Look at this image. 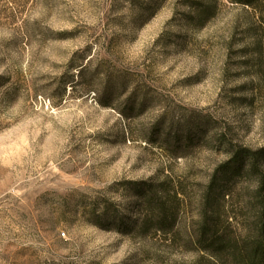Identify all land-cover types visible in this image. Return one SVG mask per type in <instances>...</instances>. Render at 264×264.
Wrapping results in <instances>:
<instances>
[{
  "label": "rangeland",
  "instance_id": "obj_1",
  "mask_svg": "<svg viewBox=\"0 0 264 264\" xmlns=\"http://www.w3.org/2000/svg\"><path fill=\"white\" fill-rule=\"evenodd\" d=\"M261 175L264 4L0 0V264H216L203 214L248 264ZM148 187L175 238L138 233Z\"/></svg>",
  "mask_w": 264,
  "mask_h": 264
},
{
  "label": "trees",
  "instance_id": "obj_2",
  "mask_svg": "<svg viewBox=\"0 0 264 264\" xmlns=\"http://www.w3.org/2000/svg\"><path fill=\"white\" fill-rule=\"evenodd\" d=\"M237 4L250 7L258 8L260 4H264V0H231ZM234 159V158H233ZM235 160V159H234ZM249 167L251 170L258 172L256 168V157L249 158ZM237 161V162H236ZM234 162V161H233ZM236 163H239L240 160L236 159ZM221 181L227 182L230 180L228 175V170L224 169L220 172ZM218 179L214 175L209 183L210 191L214 188L215 183ZM218 188V198L223 197L222 189L223 186L216 185ZM259 188L264 191V176L259 177ZM210 191L204 196V202L208 205L211 200ZM157 194L163 196V200L157 198ZM184 195V193H179L177 191L170 192L169 190H163L159 188H150L147 190L140 191L139 198L144 202L147 209H150L152 212H156L157 216L155 219H145L141 221L140 225L137 227L138 233L144 234L151 230H154L155 233H163V236L168 238H175L176 233L173 231V225L176 221L179 196ZM214 199V197H213ZM206 214H203L202 224L199 231V236L197 238V243L200 244L201 248L210 253L211 256L215 259L216 264L221 262V257L224 253V240L220 235L216 233L214 229H209L208 221ZM187 239H191V236H185ZM191 242V241H190ZM246 253V260L248 264H264V207L259 216V225L257 229V235L254 238V243L249 247Z\"/></svg>",
  "mask_w": 264,
  "mask_h": 264
}]
</instances>
